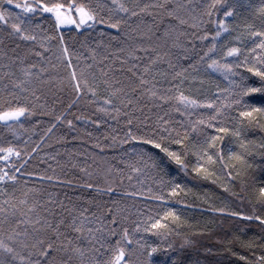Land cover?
<instances>
[{"label":"snow or ice","instance_id":"1","mask_svg":"<svg viewBox=\"0 0 264 264\" xmlns=\"http://www.w3.org/2000/svg\"><path fill=\"white\" fill-rule=\"evenodd\" d=\"M67 26L81 34L100 27L101 39L94 46L82 42L84 55L65 43L62 29ZM212 73H219L228 87L217 84L212 96L193 95V87H203ZM53 86L69 89L74 97L58 114L48 109L45 98ZM255 93L264 95V0H0V125L17 141H0V264H220L214 259L219 249L198 245L177 231L186 221L168 207L184 189L164 179L166 162L183 171L189 156L196 158L192 171L205 179L219 180L210 171L219 165L230 181L222 185L224 191L250 209L224 204L210 211L230 221L256 222L261 229L260 237L243 239V229L230 225L217 243L224 246L231 233V247L225 250L236 256L232 248L239 245L251 252V258L240 255L239 260L264 264V179H245L254 154L261 156L257 167L264 174V142L256 145L245 135L247 127L258 123L254 114L264 116V107L245 103ZM82 96L101 115L77 120L99 127L123 118L126 126L122 139L111 136V143H102L97 138L95 149L103 153L117 143L134 142L120 167L97 164L90 171L85 162L80 169L85 190L115 195L127 181L132 191L124 195L144 198L147 211L136 209L131 231L132 213L119 200L108 206L92 196L88 207L71 199L66 204L24 179L37 176L72 185L47 170H30L27 165L38 158L40 145L21 142L20 136L28 131L24 122L37 111L75 130L65 112ZM145 109L154 116L150 126ZM173 113L182 118L173 120ZM176 145L181 150H174ZM237 178L239 192L232 190ZM146 179L157 185L155 190ZM148 201L158 205L155 214ZM141 234L162 241L174 234L182 243L149 244ZM185 248L193 255L185 254Z\"/></svg>","mask_w":264,"mask_h":264},{"label":"trees","instance_id":"2","mask_svg":"<svg viewBox=\"0 0 264 264\" xmlns=\"http://www.w3.org/2000/svg\"><path fill=\"white\" fill-rule=\"evenodd\" d=\"M100 27L95 30H89L88 33L81 34L74 30L73 28H65L62 31L65 36V43L70 44L75 49L87 55L85 49L81 48V43L87 41L89 45H95V42L100 40L101 37L98 35ZM107 31V29H104ZM71 38V39H70ZM107 39L106 37L104 38ZM115 45V42H113ZM178 52V50H176ZM118 66V65H117ZM166 67V66H163ZM205 79L208 81L203 87L196 85L193 87V95L202 97L204 95L212 96L216 93V85L218 84L220 88L228 87L227 81L219 73H212L210 76H206ZM200 88V92H196V88ZM45 98L47 100V107L50 110H54L55 113L65 111L67 104L70 103L74 97L71 95L69 89L63 91L59 90L57 87H51L50 90H46ZM90 98L81 97L73 107L65 112L67 119L73 120L75 125V130L69 129L66 123H56L54 120V115H46L40 111H37L35 115L29 117L24 122V127L28 129L27 132H23L20 136V141H28L30 145L34 143L39 144L38 158L29 162L27 167L30 170H35L43 174L47 170V175L59 177V180L66 181L71 180L72 185L69 186L65 183H60L56 179L51 182L41 181L37 176L31 178L24 177L28 180L29 186L39 185L47 192L52 193L58 199L63 200L64 203H68L69 199L75 202L77 205H83L88 207L86 201L92 196L96 197L98 203L104 205L107 204L111 206L113 200H119L122 207H126L132 215L129 216V227L131 231V221L137 219L136 209L147 211L144 209L145 200L143 197H127L124 195L125 192H131L132 189L127 187V181L125 185L116 189L115 195L109 194H96L91 192V190H85L81 187L84 183L83 173L80 171L81 167L85 166V162L90 165V171L97 168V164L104 167L111 164L116 167H120V160L126 159L124 157V152H126L130 145L129 144L120 145L117 143L114 147L105 148L103 153H100L98 149L94 148L97 138L102 143H111L110 137L116 136L119 141L125 135L126 126L123 123V118L120 122L108 119L106 123H101L99 127L96 125L86 122L85 120H77L76 117L84 116L87 117L89 121L97 119L101 114L95 113V105L89 102ZM245 103L252 107H264V95L260 93L252 94L251 97L244 98ZM239 110H247L241 108ZM155 111V110H153ZM199 111H204L203 109ZM144 114L149 116L148 124L151 125L154 116L152 112L148 109L144 110ZM138 116H143L137 113ZM232 115H237V111H233ZM256 116L258 123H254L246 128L245 135L247 139L255 142L259 145L264 142V116L259 114H254ZM173 120H179L182 117L178 113L172 114ZM193 119L196 118L194 115ZM53 123H56V127L51 133L45 136L47 128H49ZM114 129V130H113ZM133 131H137L133 128ZM91 133V137L87 135ZM41 137H44L43 140ZM75 137V138H74ZM62 138V139H61ZM11 140L13 143L17 141L13 139L11 133L6 132L2 125H0V141ZM140 147V145H137ZM174 150H181L180 146H173ZM236 145L233 143V148ZM151 149V146H148ZM158 152V150H154ZM162 155V154H161ZM55 157L51 159L50 157ZM91 157H96L95 162ZM190 163L186 170L181 171L180 167L172 162H166L165 171L167 175H164L166 181H174L180 184L184 191L180 192L178 198H173L169 201L168 207L175 208L177 213L181 216L182 221L186 223L179 224L177 231L181 232L197 241L198 245H204L207 247H213L214 251L219 249L220 254L214 259L219 261L220 264H245L244 261L239 260L240 255H246L251 258V252L247 249L239 247V245L232 248V251L238 253V255L233 256L231 252L225 250L231 245L227 244V240L231 239V233H228L225 238L224 246L217 243L218 239L225 236V232L228 231L230 225H236L243 229L242 238L251 239L258 238L261 235V229L257 226L256 222L241 221V220H229L221 217L219 214H214L210 211L211 207H219L224 204H228L230 207L237 210L249 211L247 202L241 203V201L231 195L230 192H225L223 184H229L230 181L222 176L219 172V165H216L210 171H216L217 175L220 176L219 180L215 177L205 179L202 175H198L192 171V167L196 163V158L194 156L188 157ZM249 162L252 167L248 169L247 176L245 179L251 183L253 181L259 182L264 179V174L261 173L260 169L257 167L258 164L262 162V158L258 154H254L249 157ZM76 164V167L72 165ZM50 166V167H49ZM213 180L216 182L214 183ZM146 184H150L153 190L156 189L157 185L152 183L151 180L146 179ZM240 179L237 178L235 184L232 186L233 191H240L239 188ZM80 197V199H77ZM177 199L180 200L177 203ZM149 206L154 210L158 208L155 202L148 201ZM190 205V206H186ZM223 220V229L220 226V221ZM211 221H216V223H211ZM207 228L210 231H204L201 233V229ZM145 236V239L149 244H160V243H174L179 246L182 243V238L176 235H171L167 237L166 240H161V238L152 236L150 234H141ZM259 242V240H257ZM184 253L188 256H192L191 250L185 248ZM256 255H261L260 250L256 251Z\"/></svg>","mask_w":264,"mask_h":264},{"label":"rangeland","instance_id":"3","mask_svg":"<svg viewBox=\"0 0 264 264\" xmlns=\"http://www.w3.org/2000/svg\"><path fill=\"white\" fill-rule=\"evenodd\" d=\"M66 28H73V26H67ZM65 29V28H64ZM63 30V29H62Z\"/></svg>","mask_w":264,"mask_h":264}]
</instances>
